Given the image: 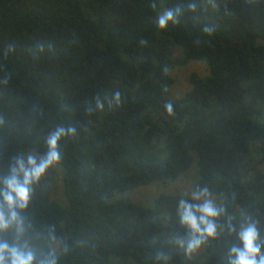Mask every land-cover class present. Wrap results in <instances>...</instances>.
I'll use <instances>...</instances> for the list:
<instances>
[{
    "label": "trees",
    "instance_id": "16d2710c",
    "mask_svg": "<svg viewBox=\"0 0 264 264\" xmlns=\"http://www.w3.org/2000/svg\"><path fill=\"white\" fill-rule=\"evenodd\" d=\"M178 5L179 22L160 29ZM191 61L210 75L192 73L172 100L170 71ZM0 121V180L15 157L46 154L58 126L76 129L58 142L68 206L42 177L17 209L23 231L0 242L36 264H229L249 218L264 241V0H0ZM196 158V190L224 212L188 254L178 206L195 201L163 194L145 207L126 194L176 180Z\"/></svg>",
    "mask_w": 264,
    "mask_h": 264
},
{
    "label": "clouds",
    "instance_id": "9594fccd",
    "mask_svg": "<svg viewBox=\"0 0 264 264\" xmlns=\"http://www.w3.org/2000/svg\"><path fill=\"white\" fill-rule=\"evenodd\" d=\"M152 7L156 5L153 2ZM188 10L195 11L196 4L187 5ZM182 15V7L167 8L157 17V25L160 29H166L169 23L176 24ZM204 32L211 34L213 29L205 27ZM113 101L120 104V93L113 94ZM96 107L103 109L104 104L97 99ZM165 109L173 114L172 104L166 103ZM91 111V108H89ZM2 123V121H0ZM76 134L73 126H58L47 138L48 151L43 156L35 154H21L15 157L10 166V174L0 180L3 187L0 188V231L7 230L12 225L16 226L17 232L23 231V220L17 209L27 208L32 194V185L39 183L49 167L58 163L60 152L58 142L62 137ZM191 201L181 199L178 206L180 223L188 232L185 240L177 243L184 248L186 253L191 254L197 250L208 238L217 235L216 219L224 212L222 207H217L210 198L207 188L193 191ZM242 246H233L229 251V264H264V241L260 240L257 223L251 218L247 225H241L238 233ZM0 264H36L34 253L23 251L19 247L11 246L7 242H0ZM38 264H56L55 259L46 258Z\"/></svg>",
    "mask_w": 264,
    "mask_h": 264
},
{
    "label": "rangeland",
    "instance_id": "374dc122",
    "mask_svg": "<svg viewBox=\"0 0 264 264\" xmlns=\"http://www.w3.org/2000/svg\"><path fill=\"white\" fill-rule=\"evenodd\" d=\"M192 73H198L201 77H207L210 75L209 67L206 61H191L188 65L183 67H174L170 71L174 83L171 88V99L177 100L182 98L190 89L189 77ZM35 154L33 151H27L26 154ZM264 170L263 167H259ZM43 178L49 183L51 190V198L58 202L61 206L67 207L68 201L65 196L64 190V174L63 169L58 164H53L48 168ZM199 178L197 158L189 171L182 174L179 178L168 182H154L150 185L143 186L132 190L126 194L129 198L136 203L145 207H151L154 205L155 200L163 195H183L190 197L193 191L196 190V183ZM210 198L214 201L217 207H222L223 199L210 194ZM202 249H197V253H201Z\"/></svg>",
    "mask_w": 264,
    "mask_h": 264
}]
</instances>
